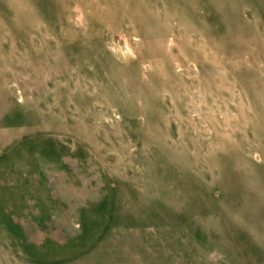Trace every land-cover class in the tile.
<instances>
[{
	"label": "rangeland",
	"instance_id": "rangeland-1",
	"mask_svg": "<svg viewBox=\"0 0 264 264\" xmlns=\"http://www.w3.org/2000/svg\"><path fill=\"white\" fill-rule=\"evenodd\" d=\"M0 264H264V0H0Z\"/></svg>",
	"mask_w": 264,
	"mask_h": 264
}]
</instances>
